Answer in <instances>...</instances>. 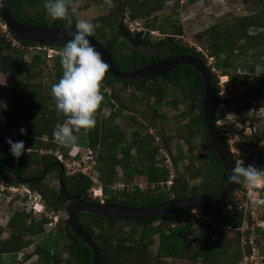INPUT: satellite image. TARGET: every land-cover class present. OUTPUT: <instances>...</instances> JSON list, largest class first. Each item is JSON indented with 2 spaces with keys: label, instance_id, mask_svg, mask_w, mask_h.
Returning <instances> with one entry per match:
<instances>
[{
  "label": "trees",
  "instance_id": "trees-1",
  "mask_svg": "<svg viewBox=\"0 0 264 264\" xmlns=\"http://www.w3.org/2000/svg\"><path fill=\"white\" fill-rule=\"evenodd\" d=\"M167 1L169 0H145L142 2L139 0H124L122 14L124 20H122L124 22L126 20L124 18L126 14L124 8L126 7L130 9V17L128 16L132 19L130 20L135 23H140L141 20L148 19L152 16L154 12L166 8L165 3ZM188 1L191 3L196 2L198 5L203 3L202 0ZM44 2L45 0H16L11 4L9 12L12 18L25 24L75 30V24L69 27L64 21L52 20L49 22L42 15L28 13L29 8L36 9ZM244 2L255 3L259 10L252 15L235 17L222 24H216L197 36L199 40H205L209 43V47L212 49L211 56L217 58L216 67L222 69L226 75L228 74V69L232 67L233 61L231 60L235 57L234 53L237 51L238 46L247 51L264 52V0H244ZM146 21H144V28H142L149 32L150 29L152 31H161L166 36L161 41V44H166L168 47L159 54L152 56L145 53L138 47L139 45L154 47L160 41L153 43L147 37V33H144L145 35L143 34V36L141 31L132 32L128 25H126V22L122 23L120 29L121 34L133 44L126 43L125 47H117L114 41L108 40L106 45H104L114 63L122 72H134L142 67V62L146 65L158 60L160 57H166L169 53L175 56L183 54L192 55L203 59L200 52L176 41V36L183 34V28L177 21L169 19L163 25L158 24L157 17L152 20V23ZM252 28L256 31L251 32ZM9 33L22 45L23 49L13 51L14 53L11 52L12 54L3 55V50L10 45L0 39V72L11 75L7 83L0 86V101L5 102L7 105L6 110H0V115L3 117V121L0 122V130L9 134L13 142L23 140L25 149L56 151L60 148L64 156H67L70 146L62 145L53 138V129L57 124H62L65 117L62 113L58 114L56 110L55 102L51 96V87H45L42 83L45 71H47L48 78L53 79L55 83L62 77L63 68L60 63V55L56 54L55 57L49 58L46 49L50 48L60 52L66 42L59 44H33L21 40L10 31ZM101 37L106 39L105 34L101 33ZM242 41H244V44L239 45ZM29 48H34L36 51L32 55L31 60L27 61L25 57ZM203 60L207 62L205 59ZM51 62H54L53 66L49 65ZM253 73L255 72L253 71ZM247 80L239 81L244 83ZM231 81L235 82L238 79L235 76H231ZM149 82H125L107 73L102 83L104 87L101 86V93L104 100L98 113H101L104 107L116 110L115 106H117L118 114H121L127 109L145 117L148 115L146 111L134 109L131 104L132 101L140 102L142 99L147 101L150 94L155 97L160 94L161 96H171L169 89L172 88L182 92L188 98V101H192L193 103L196 99L199 104L201 103L200 105L203 107L201 109V120L203 127H205L203 119L205 117H203L205 87L200 72L194 66L189 64L180 65L169 73L154 78L152 83ZM104 88L109 89L110 92H106ZM251 90L253 91V87ZM125 91L126 97L123 98ZM218 91H220L219 86ZM121 92L123 93L122 95H120ZM247 94V92H244L237 96L235 100H227L224 103L242 101ZM139 97L140 99H138ZM159 101H161V97ZM144 109H146V105H144ZM116 112L112 113L109 121L114 122L117 116ZM223 118V111L218 109L216 120L221 121ZM98 120V117H96V125L94 128L89 129L87 132H85L86 130H81L84 138L78 137L80 132L75 133V135L78 137L77 144L90 147L96 152V169L100 174L99 178L103 184V190L106 193L108 192V187L114 183L117 175V167H121L124 175L127 177L135 174L145 176L150 184L168 180L169 172L165 168L156 165V156L159 153V148L153 147L152 140H154V137L152 135L146 134L143 136L142 131L138 127L139 129L133 131L129 140L123 135L118 126L108 124L107 122L102 126ZM134 122L138 126L141 125L137 117L134 118ZM22 127L26 129V134L24 135L20 133ZM225 132V130H221L224 136ZM44 136L47 137L46 141H44ZM253 138L259 139V134L255 133ZM0 143H6L1 136ZM8 147L9 149L6 152H0V181L7 187L20 186L24 183L29 189H34L35 183H38L43 189H37L40 191L41 196L45 197L47 192L59 194L57 193L58 191L63 195L66 192L69 195L77 194L78 196H82L93 186L91 179L84 174L76 173L68 176L66 169L58 162L54 155H44L43 157L36 158L32 153H24L17 159L11 155L9 144ZM132 150H135L136 153L132 154ZM120 154H122V157H119ZM260 156L262 157H259L255 166L264 170V154ZM143 157L144 160L142 161ZM247 165L250 164L245 163L243 166ZM219 170H221V167H219ZM47 172H56L58 175L57 179H64L63 184L65 187L59 189L57 192L55 190L57 189L56 187L51 188L52 190L49 189V185H47L48 180L44 179ZM9 175L16 178L15 181H9ZM222 179L224 182L220 190L215 191L214 195L219 194L224 189L227 181L226 172H223ZM181 180L182 178L176 179L174 186L171 188L172 194L180 199L188 197L189 187L191 185L186 183L181 184ZM136 193H140V190L137 189ZM45 198L47 200V197ZM160 199V196L131 197L126 194L123 200H119L116 197H107L106 201L109 204H122L141 208L157 205L168 200V197L162 200ZM235 204L236 201L234 200L232 203L231 198L228 197L223 204L207 210H199L198 212L207 213L220 208L226 210L231 205L235 207ZM51 206L53 205H49L48 207ZM51 208L58 210L60 205L55 204ZM191 214V211L185 210L163 217L138 220L140 224L147 225L151 230L142 231L139 243L137 244L135 242L133 246H127L126 243L128 241H135L134 237L125 233L115 235L114 240L108 239L106 248H101L103 255L102 264H120V262L128 264L126 260L129 262L133 261L136 253L141 255L143 253L147 254L149 248L155 244L154 236L158 237L156 253L158 260H187L194 264H230L233 263L231 261H236L235 257L241 254V248L239 247L238 251L232 252V239H229V242H227L220 237L223 232V226H226L225 223H228L227 226L233 229H237L242 225V211L235 210L232 215L223 214L221 218L217 216L216 224L211 223V221H205L204 227L200 230L196 228V220L193 221L190 218ZM107 220L110 221V227L112 228L117 221V219ZM47 222L48 219L46 218L41 219L39 222L34 219L29 222V215H26V213H16L9 221L11 231L9 238L0 241V253H15L17 255L33 242V239L26 240V236L43 235ZM88 232L91 236H94L92 229L89 228ZM76 238L75 236L73 240H76ZM95 238L97 239V237ZM78 240V245L73 243L68 247L72 260L71 264H91L93 260L91 249L86 247L80 239ZM48 241V244L56 243V240L51 237ZM46 246L47 244H43L36 250V253L41 256L40 263L38 264H50L49 262L52 257ZM229 254L230 258L228 259L229 262H227L225 258ZM28 258L29 256L25 260Z\"/></svg>",
  "mask_w": 264,
  "mask_h": 264
},
{
  "label": "rangeland",
  "instance_id": "rangeland-1",
  "mask_svg": "<svg viewBox=\"0 0 264 264\" xmlns=\"http://www.w3.org/2000/svg\"><path fill=\"white\" fill-rule=\"evenodd\" d=\"M124 0H121V2ZM140 2L145 0H139ZM201 1V0H200ZM202 4H196V2L191 3L188 0H171L167 1L165 3L164 9L158 10L157 12H154L152 16H150L148 19L139 20L140 25H136L135 22L131 21L132 19L129 18L128 22L125 21L126 25H131L135 32H137V29H141L142 35L144 33H147V37H149L150 41L155 43L158 41H161L164 39V34L159 30L150 29V32L144 28V21L152 23V20L157 17L158 18V24L163 25L166 21L169 19H172L173 21H177L183 28V34L181 36H176V41L179 42L182 45L191 47L195 49L196 51L200 52L203 56V58L207 61L208 66L211 67L212 73L216 74V77L218 78V85L220 87V94H218V100H219V108L222 109L224 113V119L221 121L219 126H222L223 129L227 132L228 137L231 140L232 148L234 152L237 155V164L241 166L245 162H249L255 159V157L259 154H264V113H260L259 108L262 103V99L264 98V73L262 75L257 76L256 73V67L259 65L262 68H264V52H257V51H247L245 49H241L240 46L237 47V51H235L234 55L235 57L231 60L233 61L232 67L228 69V74H224L222 69H218L216 67V61L217 58L211 59V52L212 49L209 47V43L205 40L201 41L197 38V36L202 33L203 31L207 30L208 28L216 25V24H222L223 22H227L235 17H242L245 15H252L255 12H257L259 9L256 7L255 3H245L244 0H202ZM4 0H0V39L4 40L6 44H9L8 48L4 49L2 54L8 55L13 51H19L22 48V45L15 40L11 34L9 33L8 28L6 27L5 23L2 20L1 17V6L3 4ZM45 3V2H44ZM44 3L39 5L36 9L35 8H29L28 13L29 14H39L42 15L43 18L49 22L52 21V19L47 15V12L44 8ZM89 5H93L92 9L93 13L98 14L97 4L101 5V1L99 0H88ZM83 6V3L81 4ZM125 16L124 18L127 19V17H130V9L124 8ZM123 13V11H122ZM131 19V20H130ZM109 24V23H108ZM107 23L105 24L106 27L109 26ZM143 27V28H142ZM137 28V29H136ZM148 31V32H146ZM256 31L255 29H251V32ZM264 31V30H263ZM145 35V34H144ZM143 35V36H144ZM239 44V43H238ZM244 41L240 42L239 45H243ZM155 48H158L155 47ZM50 48H47V52H50ZM155 50V49H154ZM34 48H29L26 53V60L30 61L32 58V55L35 53ZM158 52V51H157ZM11 53V54H12ZM56 55V54H54ZM60 55V54H59ZM55 57V56H54ZM54 62H51L49 65L53 66ZM253 71L255 73H253ZM47 71H45V74L42 79V83L45 87L50 88L52 84H54V80L51 78H48ZM231 76H235L238 81L232 82ZM11 75L0 72V86L5 85L7 81L10 79ZM244 77V78H241ZM249 79L247 80V78ZM216 78V79H217ZM239 80H243L247 82H241ZM247 83V84H246ZM104 87V86H102ZM253 87V91L251 88ZM105 89V88H104ZM106 92H110L109 89H105ZM247 92V96L242 101H234L231 103H227L224 101L227 100H235V98L242 93ZM169 93L171 96L177 97L179 96V93L175 89H169ZM255 105V106H254ZM257 106V107H256ZM114 110L113 108L104 107L101 113L96 114V117H98V121L103 126L104 123H108L111 125L118 126L120 131L123 133V135L130 140L131 135L136 127H139L142 131L143 136L146 134H150L154 137V140H152L153 147H158L159 153L156 156V162L157 165L161 168L168 169L164 149L161 146L160 141V135L161 130H158L156 126L152 125L151 119H149L147 116L142 117L140 115L134 114L141 124L140 126H136L133 124L130 120L127 119L128 114H118V107L115 106ZM135 109V106H134ZM137 109L148 111L147 108L144 109L143 106H138ZM117 111V112H116ZM117 113V116L115 117L114 122L109 121V117L112 115V113ZM136 113V112H135ZM95 117V119H96ZM161 121V120H160ZM159 122V120L157 121ZM86 130L85 132H87ZM255 133L259 134V139L253 138V135ZM0 136L4 141L7 143L8 139H11V136L7 134L6 132H2L0 130ZM78 137L84 138V134L82 131H80ZM46 141V136L43 137ZM6 143H0V152H6L9 147ZM79 145V144H77ZM61 146V145H60ZM73 147H70L69 151ZM27 149H25V154H33L36 158L43 157L46 155L45 150H30L27 152ZM56 157V159H59V156H64V153L59 148L56 151L50 150ZM69 153V152H68ZM132 154L136 153L135 150H132ZM69 158V155L66 156ZM119 157H122V154L119 155ZM144 160V157L142 158V161ZM61 163V162H60ZM251 165H254V163H250ZM65 167V165H64ZM68 173L72 175L74 168H71L68 170L66 167ZM169 171V170H168ZM117 175L115 177L114 183L108 187V192L106 193L103 191L102 199H107V197H116L119 198V200H123L125 195L128 194L131 197L135 196H160V200L165 198H171L172 192L171 187L172 184L177 179L176 171L173 168V170L169 171L170 177L169 180H172V184H168L166 182L162 183H149L147 178L145 176H139L137 174L131 175V176H125L123 170L121 167L116 168ZM171 175L173 176V179H171ZM58 175L55 172H50L47 175L48 182L51 183L53 186H58ZM46 180V181H47ZM15 181V180H14ZM99 185H103L102 182L98 185H95L93 183V188L99 189ZM262 185L264 188V184ZM246 187V185H244ZM248 187V186H247ZM104 188V187H103ZM250 188V187H249ZM43 189V188H40ZM137 189L140 190V193H136ZM257 195V197H264L262 195L263 192H260L258 189H253ZM37 191V192H35ZM247 192L246 188H242L241 191H238L234 195V200L236 201L235 207L232 206V208H227L226 210H216L211 211L207 213H192L190 215V218L192 220H196V228L201 229L205 225V218H202L200 215H206L207 219L211 221L212 223H217L216 218L217 216L221 218L223 214L226 215H232V212H235V210L241 209V207L244 206V193ZM140 194V195H139ZM93 195V193H92ZM255 197V194L253 195ZM252 202V200H251ZM43 198H41L39 190H33L29 189L25 185L15 186V187H7L5 184H3L0 181V240H7L10 236V227H9V221L15 215L16 213H30L34 217V220L40 221V218H47L49 219V222L45 225V234L41 235L40 237H36L34 240V244L41 240V238L46 239V234L53 233V229L55 228V224L57 223L56 220L59 219L61 221L62 217H65V213L63 212V209L60 211H53L51 209H47L44 206ZM41 206L43 205V209L41 213L35 212L33 209L34 206ZM255 212L263 211V207H258V205H254ZM201 218V219H200ZM263 220V219H262ZM264 221V220H263ZM226 226H223L222 235L220 238H223L225 241L229 242V239H232L233 244V251L236 252L239 250V232H237L236 229L229 228L227 226L228 223H225ZM120 226V225H117ZM52 230V232H50ZM219 238V239H220ZM134 239L136 237L134 236ZM218 239V238H217ZM26 240H30L29 236H26ZM32 242V243H33ZM264 243V241H263ZM34 244H31V247L27 248V250L23 251L25 253L31 252L34 249ZM158 248V237L155 238V244L149 248V254L150 255H156ZM23 252H20L19 254L15 255V257L10 259L8 264H37L35 261L34 256H32L31 260L23 261ZM33 253L32 255H34ZM230 258V254L225 258L227 262ZM236 261H231L235 264L239 261L240 255H237ZM168 264H194L191 261L187 260H168ZM6 261V260H5ZM31 261V262H30ZM7 262V261H6ZM235 262V263H234ZM226 264V263H224Z\"/></svg>",
  "mask_w": 264,
  "mask_h": 264
},
{
  "label": "flooded vegetation",
  "instance_id": "flooded-vegetation-1",
  "mask_svg": "<svg viewBox=\"0 0 264 264\" xmlns=\"http://www.w3.org/2000/svg\"><path fill=\"white\" fill-rule=\"evenodd\" d=\"M99 1H101V5L96 3L97 9L99 11L98 14L91 12L93 11L92 9L93 5L92 6L89 5L88 0H82L83 6H80L81 18H87L93 24L96 25L95 33L91 37H93L100 44H102L103 47H105L104 45H106L108 40L114 41L117 47L118 46L125 47L126 43L133 44L129 40H127V38L124 37V35H122L120 32L122 23H125L123 21L124 19L122 16L124 1L121 2V0H114V7H109L108 5H106L105 0H99ZM171 1L173 2V0ZM106 23L107 24L109 23L108 24L109 26L106 27L105 25ZM137 30H138L137 32L141 31V29H137ZM101 33L105 34L106 39L101 37ZM161 41H163V39ZM161 41L159 44H157L158 48H155L157 46L144 47L143 45H139L138 47L142 49V51H144L145 53L152 56L154 54H159L164 49L165 50L167 49L168 45L161 44ZM183 55H186V54H183ZM173 56L175 55L169 53V55H167L166 57H160L158 60H161L167 57H173ZM189 56H192V55H189ZM142 63H143L142 67L140 68H143L147 65L152 64V63H149V64L144 65V62ZM212 74L214 78H217L216 74L214 73ZM152 80H148L150 81L149 83H152ZM215 80H217V84H219L218 78ZM177 92L179 93V96L177 97L169 96V95H168L169 97L165 95L161 96V94L159 96L156 95L155 97L154 95L150 94V96H148L147 101H144L142 99L140 102L132 101L131 104L133 108L135 106V109H137V107L140 104L143 107L144 105H147V108L149 109L148 111H146V114H148L147 117L151 119L152 125L156 126L158 130H161V135H160L161 146L165 151L164 154L166 158L169 159L172 167L176 171L177 179L182 178L181 184H184V183L189 184V185L191 184L189 187L188 197H185V198L216 197L220 195L221 193H223L224 190L226 189L228 182H229L228 174H227V181H226L224 189L219 194L214 195L215 191L220 190L221 185L224 182L222 178H223V172H226V170L223 167L219 159V156L216 152L215 146L212 143V140L210 138V135H209V132L206 126L204 115H203L204 117L203 119H204L205 127H203L202 125L201 109L203 107H201L200 105L201 103L199 104L198 101L195 99L193 101L194 103L193 104L192 101H188V98L182 92H180L179 90H177ZM122 94L123 93L121 92L120 95ZM218 94H220V91H218ZM125 97H126V91L123 94V98ZM160 97H161V101H159ZM138 99H140V97ZM126 112L128 114L127 119L130 120L136 126H138V124L134 122V118L136 117L134 114L136 115H139V114L137 112L136 113L131 112L127 109H125L121 114L126 113ZM158 120L159 122H157ZM136 129H139V128L136 127L135 130ZM221 130H224V129L220 128V131ZM222 137L224 138L228 146V149L234 159L235 165L239 166L237 164L238 157L232 148L231 140L228 137L227 132H225V136L222 135ZM42 150L44 149H41V151ZM45 151L47 152L46 155L53 154L52 152H50V150H45ZM259 157H262V156L258 154L257 160L259 159ZM245 163H249V162H245ZM245 163H243L241 166H243ZM219 167H221V170H219ZM48 174H49L48 172L45 174L44 179H47ZM67 175L69 176L70 174L67 173ZM15 179L16 178L11 177L10 175L8 176L9 181H14ZM63 180L64 179L62 178L58 179L57 187L51 185V183L47 181L48 183L47 185H49L48 188L51 189V188L56 187L57 188L55 189L56 192L59 189H63L65 187V185L63 184ZM174 184H172V187L174 186ZM22 185H26V184L22 183ZM34 186L35 188L33 190H38L37 188L39 189L41 188L38 183H35ZM241 187L245 188L243 183H239V186L230 194L229 198H231L232 203L234 201L235 193H237L238 191H241L242 189ZM57 193L59 194H54V192H47L45 195V197H47V200L45 197L41 196V198H43V201H44L43 204L47 209H51L53 213L55 211H60L63 209V212L65 213L66 216L62 217L61 221H59V219L56 220L57 222L55 224L56 229H53V233L46 234V239L41 238V240L36 242L35 244L34 242L31 243V244H34V249L31 252H28V253L23 252L27 250V248L31 247V244L28 247L20 251V252H23L22 260L25 262L28 260H31L32 256H34L36 263L37 264L40 263L41 256L36 253V250L38 249V247H41L43 244L45 245L47 244L46 247L50 251L49 253H50V256L52 257V259H50V262H49L50 264H71L72 260L70 257V251L68 247L70 246V244H73V243H76L78 245L79 238L75 235L74 231L69 226L70 216H69L68 208L72 204L78 201H82L87 205L89 204L112 205V204H109L106 201V199L94 198L93 195L90 193V190H88L87 193L82 196H78L77 194L69 195L66 192H64V195H63L59 191ZM255 193L256 192H253L252 195H254ZM256 195L257 194H255L254 199H256ZM176 199H180V198H176L175 195H172V197L168 198V200H165L158 204H162L170 200H176ZM181 199H184V198H181ZM246 201H247V198L245 195L243 202L245 203ZM55 204L60 205V208L58 210H54L53 208H51V207H54ZM49 205H53V206L48 207ZM229 208L231 209L232 205L229 206ZM221 209L222 208L217 209V210H221ZM203 210H207V209H203ZM26 215H29V222L34 219V217L30 215V213H26ZM107 219H117V218H106V217L89 214L86 212H79L77 214L78 222L87 231V233L90 235V233L88 232L89 228L92 229L94 233V236H91V235L90 236L100 250L101 264H102V256H103L101 248L102 247H104V249L106 248L108 239L114 240V237H116L119 233H125L131 237H134V236L136 237L135 241L133 242L128 241L126 243L127 246H133L135 242L137 244L139 243V239L141 237L142 231L151 230L150 227L149 228L147 227V225L140 224L138 222V220H142V219H117L113 228L110 227V221ZM48 222H49V219H48ZM117 225H120V226H117ZM50 232H52V230ZM73 235L74 237L75 236L77 237L76 240H73L74 238ZM263 235H264V232H263ZM36 237H40V236H33V237L31 235L29 236L30 240L32 239L34 240ZM50 237L55 239L56 243L48 244L49 242L48 240H50ZM95 237H97V239ZM155 238L156 236L153 237L154 241H155ZM0 241H3V240H0ZM86 247L88 246L86 245ZM33 253L35 254L32 255ZM15 255H16L15 253H10V254L0 253V264H8L10 259L11 258L13 259ZM92 255L94 258L93 251H92ZM28 256L29 258L25 260V258ZM126 262L128 264H168V261L166 259L158 260L156 258V255L154 256L150 255L149 252L147 254L143 253L142 255L139 253H136L135 258H133V261L129 262L126 260ZM123 263L124 262H120V264H123Z\"/></svg>",
  "mask_w": 264,
  "mask_h": 264
},
{
  "label": "clouds",
  "instance_id": "clouds-1",
  "mask_svg": "<svg viewBox=\"0 0 264 264\" xmlns=\"http://www.w3.org/2000/svg\"><path fill=\"white\" fill-rule=\"evenodd\" d=\"M81 3L82 0H45L44 3L47 15L53 21H64L69 27L75 24V31L71 33V39L66 41L63 49L60 52L53 49L48 52V57L51 51H53V56H55L54 54H60V63L63 68L62 77L57 83L51 86V96L55 102L56 110L58 114L62 113L65 117L64 122L57 124L53 129V138L62 145L73 147L72 149L76 147L86 148V146L77 145L78 137L75 133L80 132L82 129L89 130L95 127V117L104 100L101 93V86L110 68L100 52L92 46L88 39L89 36L95 33L96 25L87 18H81ZM105 4L109 7H114V0H105ZM202 61L210 70L211 67L208 66V63L204 60ZM256 73L257 76L262 75L264 68L258 65L256 67ZM6 109V103L0 101V110ZM2 121L3 117L0 115V122ZM221 121H217V124ZM218 127L219 129L223 128L219 124ZM20 133L21 135L26 134V129L22 127ZM7 143L10 146V152L13 157L19 159L25 153V143L23 140L13 142V140L8 139ZM30 150L31 148H28L27 152ZM65 158L67 157L65 156ZM58 162L60 163L59 159ZM165 162L168 167L167 171L173 170L169 159ZM60 164L63 166L62 163ZM171 179H173L172 175ZM231 179L234 182L243 183L248 187H254L258 184H264V170L254 165L235 166ZM164 182L170 185L173 183L169 178ZM253 203L255 205H264V198H257L253 200ZM198 211L191 210V213ZM204 220L209 221L207 216Z\"/></svg>",
  "mask_w": 264,
  "mask_h": 264
},
{
  "label": "water",
  "instance_id": "water-1",
  "mask_svg": "<svg viewBox=\"0 0 264 264\" xmlns=\"http://www.w3.org/2000/svg\"><path fill=\"white\" fill-rule=\"evenodd\" d=\"M16 0H4L1 6V15L3 22L5 23L8 30L15 36L23 41L33 44H59L65 43L71 39V33L75 30L29 25L19 22L12 18L9 12L11 4ZM92 46L96 48L102 55L104 61H106L110 68L109 74L114 78L125 82H140L148 81L162 75L169 73L176 67L189 64L194 66L201 74L204 82L205 93H204V116L206 126L215 146L216 152L219 159L225 168L229 182L223 193L216 197L209 198H184L170 200L168 202L149 206V207H130L120 204H85L82 201H78L72 204L68 208L69 212V226L74 231L75 235L82 240L94 253V258L91 264H101V254L98 246L94 243L91 236L81 226L77 220V214L79 212H86L89 214L106 217V218H117V219H150L171 215L181 211H197L203 209H210L217 207L224 203L230 194L239 186V183L234 182L231 179L232 171L234 169L235 162L228 149V146L222 137L221 131L216 121V114L219 109L218 100V85L208 67L204 62L197 57L189 55H179L173 57L163 58L156 62L140 68L131 73L122 72L117 65L114 63L109 52L102 46L97 40L89 36Z\"/></svg>",
  "mask_w": 264,
  "mask_h": 264
},
{
  "label": "built area",
  "instance_id": "built-area-1",
  "mask_svg": "<svg viewBox=\"0 0 264 264\" xmlns=\"http://www.w3.org/2000/svg\"><path fill=\"white\" fill-rule=\"evenodd\" d=\"M128 19L129 18L127 17L125 21L128 22ZM136 24L138 25L139 23ZM128 27L132 32H134V29L132 28L131 25H129ZM51 56H53V51H51L49 57ZM211 59L213 60L214 58L211 57ZM258 112H260L261 114L264 113V98L262 99V103ZM220 123L221 122H218L219 125ZM59 160L63 164V166L65 165L64 167L65 169L66 167L68 168V170L74 168L72 174H76V173L84 174L88 176L91 179V181L94 182L95 185L101 183L99 179V172L96 169L97 155L92 148L76 147L69 152V158H64L63 156H59ZM256 161H257V156L255 157L254 160L249 161V164L250 163L255 164ZM95 188H92L90 192L93 193L94 197H101L103 195L102 185H99V189H95ZM245 188L247 189V192H245L244 195H246L247 201L244 203V206L241 207L240 209V211H242L243 213L242 225L236 229L237 232H239V243L241 248L240 260L236 264H264V243H263L264 209L263 211L261 210V213L255 212V209H253L255 205L253 203V200L255 199L252 195L253 192L255 191L250 189V188L258 189L260 192H263L264 194V188L262 187V185L259 184L250 188L246 186ZM257 198H264V197H257ZM263 206L264 205H258V207H263ZM39 207L40 210L38 209ZM33 209L35 210V212L41 213L43 206L37 205L34 206ZM201 217L206 218V216H201Z\"/></svg>",
  "mask_w": 264,
  "mask_h": 264
},
{
  "label": "bare ground",
  "instance_id": "bare-ground-1",
  "mask_svg": "<svg viewBox=\"0 0 264 264\" xmlns=\"http://www.w3.org/2000/svg\"><path fill=\"white\" fill-rule=\"evenodd\" d=\"M38 209L40 210V207Z\"/></svg>",
  "mask_w": 264,
  "mask_h": 264
}]
</instances>
